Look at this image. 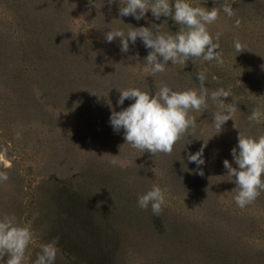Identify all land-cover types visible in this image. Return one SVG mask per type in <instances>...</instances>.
I'll list each match as a JSON object with an SVG mask.
<instances>
[{
	"label": "rangeland",
	"instance_id": "374dc122",
	"mask_svg": "<svg viewBox=\"0 0 264 264\" xmlns=\"http://www.w3.org/2000/svg\"><path fill=\"white\" fill-rule=\"evenodd\" d=\"M95 2L98 8L89 0H0V173L8 177L0 180V216L31 222L24 264L52 241L55 264H264V192L237 206L223 165L227 159L238 167L231 150L239 131L264 134V123L248 121L264 106V0H227L235 15L221 11L209 26L213 36L222 32V65L169 61L155 77L143 71L150 50L139 38L123 53L120 38L107 42L104 33H127L130 25L175 33L179 26L151 11L140 20L122 17L119 0ZM199 3L220 8L225 0ZM237 37L246 46L241 53ZM201 71L209 92L223 87L236 98L235 121L220 133L210 95L207 109L190 112L196 127L170 155L133 149L123 129L114 131L112 109L134 103L119 105L117 88L154 94L163 82L198 89ZM205 143L201 176L188 155ZM153 184L165 191L159 217L137 206Z\"/></svg>",
	"mask_w": 264,
	"mask_h": 264
},
{
	"label": "clouds",
	"instance_id": "9594fccd",
	"mask_svg": "<svg viewBox=\"0 0 264 264\" xmlns=\"http://www.w3.org/2000/svg\"><path fill=\"white\" fill-rule=\"evenodd\" d=\"M114 2L115 0H108L109 4ZM119 2V15L122 17L133 16L140 20L151 11L157 20L162 15L171 17L179 26V31L175 33H164L157 25L150 28L133 27L129 24L127 33L120 28H110V31L104 33L107 42L120 38L123 53L129 51L130 41L135 44L139 38L150 50L143 63V71L150 76L155 77L165 72L167 70L165 66L169 61L173 65H185L190 59L194 64L197 60L202 63L215 60L217 64H223V54L217 51L220 49L219 39L222 32H217L213 36L209 26L219 19L221 11L228 17L235 15L232 4L227 0L220 8L202 6L199 0H119ZM89 4H95L98 8L95 0H89ZM239 25L240 21L237 20L236 26ZM233 45L237 53L243 52L246 47L238 37ZM197 75L200 81L198 89L173 90L163 82L159 83L154 94L138 87L117 88L120 92L119 105H123L126 99H131L134 103L120 111L112 109L110 124L114 131L119 132L123 129L125 144L131 145L133 149L149 152L153 156L157 153L170 155L174 145L188 133L189 129L196 127V118L191 116L190 112L207 109L210 95L217 105V111L213 114V124L220 133L227 121H235L236 98L223 87L209 92L204 86L206 74L201 71ZM229 96L233 98L234 103H225L221 99ZM248 121L250 124L264 123V106L254 108L248 116ZM206 146L207 143L195 154L188 155V160L195 162L198 169L200 165L205 164L202 157ZM231 154L238 167H233L227 159L223 161V165L227 170V176L232 177L236 184L233 190L236 192L235 203L244 208L264 192V134L252 136L239 131L238 145L231 150ZM198 174L203 176V170L199 169ZM7 179L6 174L0 173V180ZM164 203L165 191L158 184H153L137 198L139 208L147 210L151 206L152 213L157 217L161 215ZM34 236L31 222L21 223L15 214L0 216V259L7 257L5 264H24L27 249L34 242ZM39 249L33 264H55L58 252L55 241L40 244Z\"/></svg>",
	"mask_w": 264,
	"mask_h": 264
}]
</instances>
